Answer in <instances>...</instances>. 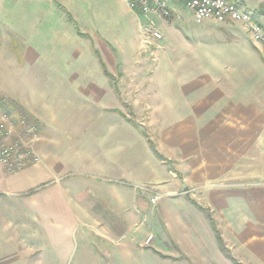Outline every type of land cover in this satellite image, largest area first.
Here are the masks:
<instances>
[{"label":"crops","instance_id":"crops-1","mask_svg":"<svg viewBox=\"0 0 264 264\" xmlns=\"http://www.w3.org/2000/svg\"><path fill=\"white\" fill-rule=\"evenodd\" d=\"M242 3L264 22V0ZM67 44L73 60L84 50ZM69 63L43 68L36 85L81 86L84 97L66 88L65 99L43 104L46 90L34 85L18 95L42 126L41 162L15 173L0 165V264L4 246L18 244L21 200L27 222L42 214L40 264H169L161 254L175 264H233L213 220L235 257L264 264V105L244 102L241 72L225 84L172 79L170 94H159L166 165L132 134L102 65L93 75L88 64ZM147 186L161 195L156 203Z\"/></svg>","mask_w":264,"mask_h":264},{"label":"rangeland","instance_id":"rangeland-1","mask_svg":"<svg viewBox=\"0 0 264 264\" xmlns=\"http://www.w3.org/2000/svg\"><path fill=\"white\" fill-rule=\"evenodd\" d=\"M242 6L246 8L244 3ZM247 9L256 16L255 9ZM148 27L159 31L162 37H153ZM65 42H77L84 50L75 49L77 56L73 60V51L62 52ZM65 61L71 65L88 64L93 75L98 69L101 72V61L105 62L114 82V104L125 112L132 134L137 131L144 136L153 151L152 142L162 158L154 155L166 165L172 161L157 147L165 150L167 145L161 141L164 135L157 130L155 109L159 94H170L172 79L210 77L225 84L226 79L239 77L241 72L244 102L253 99L264 105V45L254 42L241 22H197L193 12L182 3L171 4L167 14L145 15L131 10L125 0H0V113L13 117L15 138L22 145L29 143L39 157L38 162L23 170L41 162L43 129L26 111L18 95L34 85L36 90H46L43 104L54 101L56 95L65 99L66 88L73 89V95L84 97L81 86L36 85L44 82V69L52 72L49 64ZM41 102L36 100L37 104ZM146 191L149 197L159 194L150 186ZM22 201L18 244L4 246L1 264H40L42 214H34L33 221L27 222ZM218 232L215 231L219 250L231 263L252 264L235 257L219 229ZM219 235L225 248L220 246ZM11 250L15 251L10 253ZM161 256L169 264L176 263L168 255ZM181 256L178 261L184 260L185 255Z\"/></svg>","mask_w":264,"mask_h":264},{"label":"built area","instance_id":"built-area-1","mask_svg":"<svg viewBox=\"0 0 264 264\" xmlns=\"http://www.w3.org/2000/svg\"><path fill=\"white\" fill-rule=\"evenodd\" d=\"M127 3L131 10L145 15L167 14L171 4L182 3L193 12L197 22L208 19L241 22L247 26L252 40L264 45V22L257 20L244 6L230 0H127ZM148 31L157 39L162 37L153 27H148ZM16 131L13 117L5 112L0 113V165L10 172L21 171L39 161L29 143L22 145L15 138ZM159 199L160 195L156 194L151 201L156 203Z\"/></svg>","mask_w":264,"mask_h":264},{"label":"trees","instance_id":"trees-1","mask_svg":"<svg viewBox=\"0 0 264 264\" xmlns=\"http://www.w3.org/2000/svg\"><path fill=\"white\" fill-rule=\"evenodd\" d=\"M230 1H233V2L237 3L238 5H242V4H243L242 2H239V1H237V0H230ZM101 65H102V68H103L104 74H105L107 77H109V78L111 79V78H112V75H111V73H109V71H108V69H107V66H106L105 62H104V61H103V62L101 61ZM133 124H134L135 126H137L136 123L133 122ZM142 133H144V134L147 136V133H146V132H143V131H142ZM151 147H152L154 153H155L158 157L162 158V157H161V154L157 151L155 145H154L152 142H151ZM213 223H214V222H213ZM213 227H214L215 231H216L217 233H219V232H218V229H217V227H216V225H215V223L213 224ZM218 240H219L220 246H221L222 248H225L224 241H223L221 235L218 236Z\"/></svg>","mask_w":264,"mask_h":264}]
</instances>
